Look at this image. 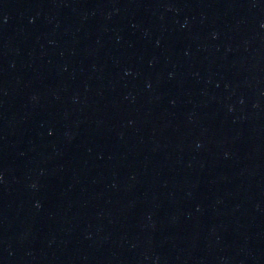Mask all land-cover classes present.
<instances>
[{"label":"water","instance_id":"1","mask_svg":"<svg viewBox=\"0 0 264 264\" xmlns=\"http://www.w3.org/2000/svg\"><path fill=\"white\" fill-rule=\"evenodd\" d=\"M0 264H264V0H0Z\"/></svg>","mask_w":264,"mask_h":264}]
</instances>
